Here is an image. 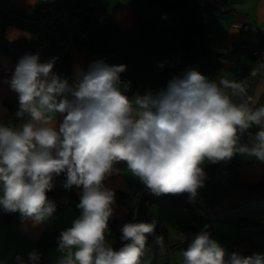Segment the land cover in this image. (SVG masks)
I'll list each match as a JSON object with an SVG mask.
<instances>
[{"label": "clouds", "instance_id": "9594fccd", "mask_svg": "<svg viewBox=\"0 0 264 264\" xmlns=\"http://www.w3.org/2000/svg\"><path fill=\"white\" fill-rule=\"evenodd\" d=\"M58 59L41 62L36 53L19 60L6 83L18 94L16 115L29 120L19 128L0 123L4 212H19L39 224L56 211L47 195L55 177L66 174L67 190L82 188V215L58 237L63 255L57 264H141L155 219L125 223L121 239L130 243L119 250L106 242L116 192L105 181L120 171L118 163H126L151 194L187 193L194 201L208 179L202 167L206 160L214 164L238 152L264 162V107L237 104L223 90L230 86L233 94L243 95L244 82L217 83L190 68L166 89L137 95L133 104L121 89L127 65L93 62L86 72L78 68L70 84L53 72ZM52 113L63 114L58 126H50ZM253 124L261 126L255 143L240 146L239 134ZM156 243L163 245L162 235ZM182 256L183 264H264L259 253H232L226 259L227 250L207 230L195 235ZM39 259L36 250L29 253L32 264Z\"/></svg>", "mask_w": 264, "mask_h": 264}, {"label": "crops", "instance_id": "0c3cea01", "mask_svg": "<svg viewBox=\"0 0 264 264\" xmlns=\"http://www.w3.org/2000/svg\"><path fill=\"white\" fill-rule=\"evenodd\" d=\"M49 1L59 7L73 8L87 0ZM43 8V0H0V10L11 12L8 16L0 15V123L16 128L28 122L29 117L16 115L19 108L18 94L10 89L6 81L11 79L19 60L25 54H32L34 20ZM225 11V13L207 14L206 33L212 38L214 44L221 51L228 53L231 58L226 60L222 69V74L229 81V85L245 82L243 77L245 71L247 76H251L253 71L258 72L257 78L247 92L243 95L231 96L233 101L247 98L249 105L253 106L264 93V54L257 59L251 54L254 48H264V0H228ZM88 20L92 27L89 53L74 47L69 52L58 48L57 42L62 38V34L57 33L47 46L46 59L41 62L58 57L55 67L62 77L67 79L74 78L78 68L86 72L96 61H104L109 65H127V73L143 91V94L130 93L133 90L132 81L121 78V89L133 101V104L137 95L142 96L148 90L159 92L167 88L169 82L165 69L174 65L175 62L170 41L171 30L179 21L178 11L175 8H164L150 0H98V8L92 16L88 17ZM235 21L248 23L252 29H238L233 26ZM249 39L253 41L250 52L252 62L242 56V50L246 45L244 43L250 42ZM128 82L132 85L125 89L123 85ZM223 90L227 93L232 88L229 86ZM49 115L50 126H58L63 119V114ZM237 160L240 179L243 182L254 183L264 180V162L246 153L243 155L239 153ZM115 167L120 171L105 181L106 186L115 192L136 191L138 178L131 173L126 163H118ZM81 192L82 188H77L79 196ZM2 195L0 190V196ZM168 196H157L152 205L154 213L161 219H164L165 209L179 207L180 195L178 199L173 198V195ZM126 198L125 201H116L114 205L113 216L120 221L127 219L128 203L131 204L134 201L131 196ZM80 216L81 214L72 206L63 205L57 207L50 218L39 224H35L31 219L25 220L19 212L11 222H7L5 212L0 206V264H19L15 259L17 252L26 256L33 250L39 253L38 240L51 234L55 229L66 230ZM172 223L175 225V219H172ZM191 224L190 218L188 226ZM167 227L170 235L174 237L171 226L167 225ZM206 230L215 236L212 226ZM178 233L184 235L185 231L178 230ZM235 247L237 248L236 245ZM62 255L58 244L53 245L45 252L44 264H57ZM230 256L227 254L226 259ZM180 258L181 261L174 256L176 262L172 261V263L183 264V256Z\"/></svg>", "mask_w": 264, "mask_h": 264}, {"label": "trees", "instance_id": "16d2710c", "mask_svg": "<svg viewBox=\"0 0 264 264\" xmlns=\"http://www.w3.org/2000/svg\"><path fill=\"white\" fill-rule=\"evenodd\" d=\"M152 3L164 7V8H175L178 11L179 21L173 26L170 35L171 44L174 47L176 62L174 65L165 69V75L168 78V82L174 77L181 76L183 73L190 69L195 68L201 74L207 76L210 80L219 83L220 80H225L228 85L229 81L222 74V69L225 66L226 60L229 58L228 53L221 51L213 42L212 38L206 33V17L208 13H225V5L228 0H150ZM115 51L118 52L117 49ZM120 58V56H119ZM53 72L62 75L57 71L54 66ZM256 75L247 76L246 71L243 73L245 77V92H247L255 79ZM63 78V77H62ZM121 78L126 81H132L133 92H139L143 94V91L139 85L133 81L132 77L127 73L123 72ZM69 83H72V79H68ZM237 104L248 103L247 98L241 101H233ZM252 108L264 107V93L258 99V101L251 106ZM261 130V126L253 124L248 129V136L243 145L251 147L255 143V136ZM238 152L233 156L232 165L230 166V174L233 180L240 187L247 190H259L264 188V180L247 183L240 179L239 165H238ZM210 162L205 161L202 165L205 172ZM66 180V174L62 173L54 178L55 187L52 191L48 192L49 199L56 203L57 207L63 205L72 206L79 214L82 215V210L78 207L80 202V196L77 193V187L73 186L71 190H67L63 187ZM144 185L138 179V186L136 191L129 193L124 191H117L120 198L116 201H125L126 197H133V203H128L129 214L127 219L120 221L119 219L112 216L109 219L108 230L106 231V242H109L114 238L117 226H123L132 220L135 214V208L138 204V199ZM157 196L153 195L150 199V215L155 219L162 229V234L158 233L155 229L153 234H149L147 237V244L144 250H150L152 252V259L150 264H173V257L175 251H184L193 242L195 235L201 230H206L211 227L214 222H224L226 224L233 225L238 231H244L247 229H262L264 230V197L255 201L246 203L240 207L225 211L216 215H207L202 211L196 204L195 200L190 201L188 194L186 193V206L190 212V218L192 224L185 230L192 234V238L181 239L174 238L170 235L168 227L163 219L154 213L152 209L153 203L156 201ZM182 201V200H181ZM17 212L6 213L5 217L7 222H11ZM205 226L207 228L205 229ZM62 230L55 229L49 235L41 238L37 241L39 247L40 259L35 264H44L45 252L51 246L58 244V237ZM163 236V245L156 243L157 236ZM264 235V233H263ZM261 236L257 232H245L237 238V242H249L250 248L244 254L243 257L255 255L254 250L257 248L255 239Z\"/></svg>", "mask_w": 264, "mask_h": 264}, {"label": "built area", "instance_id": "2783aa9c", "mask_svg": "<svg viewBox=\"0 0 264 264\" xmlns=\"http://www.w3.org/2000/svg\"><path fill=\"white\" fill-rule=\"evenodd\" d=\"M44 8L34 20L35 30L32 35L33 49L32 54L38 53L41 61L46 59V50L52 37L61 33L62 38L57 42L58 48L69 52L73 47L84 53L90 52V43L92 38V27L88 17L94 14L98 8V0H87L79 3L73 8L59 7L49 0H43ZM0 15H11V12L0 10ZM233 26L241 30H251L252 26L245 22L235 21ZM252 56L257 59L264 54V48H254ZM72 78V82H73ZM184 207L186 206V193L179 194ZM120 198L116 192V200ZM235 253L237 248H234ZM15 259L19 264H30L29 255H23L19 252L15 254Z\"/></svg>", "mask_w": 264, "mask_h": 264}, {"label": "water", "instance_id": "95a60500", "mask_svg": "<svg viewBox=\"0 0 264 264\" xmlns=\"http://www.w3.org/2000/svg\"><path fill=\"white\" fill-rule=\"evenodd\" d=\"M239 135V145L243 146L248 136V130ZM232 161L233 157L230 160L214 164L210 163L207 168L208 179L205 180L204 186L198 189L195 199L197 206L207 215L220 214L264 197V188L247 190L236 184L229 171ZM152 196L153 194L144 186L135 208L134 217L130 222H152L153 218L150 215V199ZM121 228L122 226H117L114 238L107 242L112 245L114 250H119L125 243H130V241L121 239ZM156 230L162 234V229L158 222Z\"/></svg>", "mask_w": 264, "mask_h": 264}, {"label": "rangeland", "instance_id": "374dc122", "mask_svg": "<svg viewBox=\"0 0 264 264\" xmlns=\"http://www.w3.org/2000/svg\"><path fill=\"white\" fill-rule=\"evenodd\" d=\"M249 40H251V41L250 42L245 41V43H244L246 45H245L244 49L242 50V56L244 58H246L247 61L252 62V57H251L250 52H251V46L253 45V41H252V39H249ZM240 45H242V44H240ZM173 56H174L175 62H176V55H175L174 47H173ZM243 57H242V59H244ZM229 59H231V58H229ZM175 62H174V64H175ZM129 85L131 86L132 84H129ZM227 94L230 97L233 96L234 95L233 90H228ZM160 197H169V196L168 195H162ZM172 197L178 199L179 195H173ZM172 219H175V225L172 223ZM163 220L166 223V225L171 226V229H172L171 232H172V235L174 237H178L181 239L192 238V234L188 230L187 231L185 230L186 228H188L186 226H188L190 224V212L185 209L184 203L181 200L179 202L178 208L173 207V209H171V210L169 208L165 209ZM183 227L185 229H182ZM212 228L215 232L214 233L215 236H213L211 234V237L213 239L217 240L221 244V246L227 250V254H229V255H231L232 253H235V251H234L235 245L238 248L237 253L241 256H243L245 251L250 247L249 242H237V238L241 234H243L245 232L260 233L261 236H258L255 239V243L257 244L256 251H257V253L264 255V235H263L264 230H262V229H247V230L240 232L233 225L226 224V223L221 222V221L220 222H214L212 224ZM177 229L182 231V232L184 230L185 234L182 235V233L181 234L178 233ZM174 256L178 257L177 260L181 261L180 257L182 256V252L177 250V251H175ZM151 259H152V252L150 250H144V253L141 257V264H150ZM173 262H176V260L173 259Z\"/></svg>", "mask_w": 264, "mask_h": 264}]
</instances>
